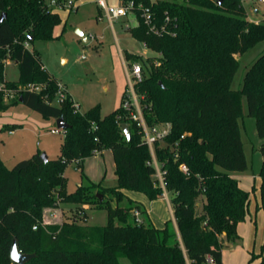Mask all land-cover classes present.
<instances>
[{
  "label": "trees",
  "instance_id": "obj_1",
  "mask_svg": "<svg viewBox=\"0 0 264 264\" xmlns=\"http://www.w3.org/2000/svg\"><path fill=\"white\" fill-rule=\"evenodd\" d=\"M121 1L135 3L138 24L128 27L132 36L158 54L143 61L127 53V60L143 65L144 78L136 91L146 123L172 124L165 139L154 144L165 188L142 127L122 109L125 91L121 105L106 116L100 105L80 113L69 92L61 104L49 102L56 98L58 81L41 68L40 53L26 49L25 42L57 38L60 15L47 8L46 0H0V83L20 90L11 101L0 92V111L23 103L47 119L63 117L70 124L59 159L46 162L36 153L8 168L0 157V264H18L10 256L15 238L23 253H36L25 264H203L207 254L223 264L222 236L238 237L251 202V191L232 176L249 168L240 125L242 99L246 96L249 115L264 140V52L248 68L242 88L232 85L240 67L237 55L264 42V21L250 20L241 0ZM140 5L149 7L153 23L165 30L152 32ZM7 56L18 65L16 82L5 78ZM29 84L46 87L30 91L25 88ZM123 123L129 124V139ZM105 149L113 152L117 186L106 187L85 176L68 193L66 167L76 162L83 168L87 157ZM260 150L264 155V142ZM260 178L258 208L264 210V161ZM126 190L150 200L166 191L180 237L171 221L162 228L144 220L137 223L132 211L145 215V210ZM57 196L65 203L106 209L107 223L42 225L44 210L57 205ZM200 196L205 202L199 211ZM125 200L128 204L123 205ZM258 264H264V257Z\"/></svg>",
  "mask_w": 264,
  "mask_h": 264
},
{
  "label": "rangeland",
  "instance_id": "obj_2",
  "mask_svg": "<svg viewBox=\"0 0 264 264\" xmlns=\"http://www.w3.org/2000/svg\"><path fill=\"white\" fill-rule=\"evenodd\" d=\"M74 1L79 8L69 14L61 12L63 23L54 30L57 38L48 41L35 40L30 43V49L40 53L41 68H47L58 83L68 87L72 99L80 105V113L100 105L102 116H106L121 105L123 93L128 86L126 68L131 63L140 62L127 60V53L140 55L143 61L155 58L158 54L135 39L128 30L127 25L137 24L133 13L111 20L105 9L98 4V0ZM106 1L111 6L121 5V0ZM241 1L250 20L264 21V4L258 0ZM78 29L88 37L87 43L78 34ZM263 52L264 42H261L246 55L242 57L237 55L240 59V67L233 81L234 89L242 88L248 68ZM121 53L125 56V62ZM4 63L5 78L8 81H18L20 72L14 59L7 56ZM2 87L0 92L4 94L5 101L12 100L9 94L13 93L14 98L19 96L18 89L8 87L6 83ZM242 104L244 115L240 119L241 134L249 162V168L245 172L251 185L249 213H253L254 218L258 220L259 241L264 242V217L262 213L257 214L260 200V172L264 161L260 149L264 140L257 133L256 119L249 115L246 96H243ZM8 125L14 126L8 127ZM55 128H58L55 118L47 119L23 103L12 106L5 112L0 111L1 159L8 168L14 167L24 159L32 158L36 153L46 152L49 159H59L65 133L63 129L53 132ZM106 158V154L102 156L97 152L84 160L83 168L76 162L70 163L64 172L68 193L74 192L84 181L85 176H90L94 182H101L106 187H116L118 180L114 164H111L108 158L104 160ZM253 184L255 187L252 186ZM129 191L130 195L139 193ZM200 197L197 199L199 204L196 202L198 210ZM122 204H127V201ZM107 220L106 209H100L93 203H65L57 196V205L44 210L42 225H62L77 221L81 225L99 226L106 224ZM144 221L150 222L147 216H144ZM261 247L264 255V245Z\"/></svg>",
  "mask_w": 264,
  "mask_h": 264
},
{
  "label": "built area",
  "instance_id": "obj_3",
  "mask_svg": "<svg viewBox=\"0 0 264 264\" xmlns=\"http://www.w3.org/2000/svg\"><path fill=\"white\" fill-rule=\"evenodd\" d=\"M258 2L264 4V0H258ZM100 5L102 8L105 9V12L107 16L111 20L119 19L122 16H127L129 13H133L135 16V3L134 1H130L128 4H121L119 6H111L106 3L105 0H99ZM46 5L47 8L50 9L53 12L56 11H67L68 13H71L73 11H76L78 9V4L74 0H46ZM142 7V17L145 20V23L149 25L150 30L155 33H161L162 30H165V26H162L161 28H158L154 23H153V14L152 11L149 7ZM127 27H130V25H127ZM146 46V44L144 43ZM147 47V46H146ZM25 48L33 51L30 49V43L25 42ZM127 71V77H128V86L126 87L125 90V95L124 99L122 102V109L128 113V117L137 122V124L142 127L143 130V138L144 141L149 145L150 150L153 155V164L157 169V175L161 181V185L165 188L164 184V173L162 172L160 165L158 164L155 153H154V144L158 141H163L165 137L171 132L172 129V124L170 122H163V123H157L155 125L149 126L146 123V120L143 115L141 103H140V97L137 94L136 91V84L141 82L144 78V73H143V65L141 62H134L131 63L129 67L126 68ZM2 85L4 83H0V90L3 89ZM59 90L56 95V98L53 101H50V103H56V104H61L64 99L67 96L68 90L66 85L62 83H58ZM45 85H37V84H29L26 89H29L30 91H41L43 88H45ZM19 90V89H18ZM20 91V90H19ZM9 97L11 99L14 98V94H9ZM75 108L77 111L80 109V105L78 103H75ZM93 129H97L96 125H93ZM60 128H55L53 132H59ZM64 130V129H63ZM66 130H64V133ZM186 134H183L181 137L184 138ZM181 169L185 172L188 173V167L185 164L181 165ZM166 192V191H165ZM164 192V193H165ZM134 215V219L137 223H142L143 219L141 218V212L138 209H134L132 211ZM37 226H34V229H36ZM188 263L190 261L188 260ZM203 264H219L215 257H213L211 254H207L206 260Z\"/></svg>",
  "mask_w": 264,
  "mask_h": 264
},
{
  "label": "crops",
  "instance_id": "obj_4",
  "mask_svg": "<svg viewBox=\"0 0 264 264\" xmlns=\"http://www.w3.org/2000/svg\"><path fill=\"white\" fill-rule=\"evenodd\" d=\"M48 1V0H47ZM106 1V0H105ZM107 3V1H106ZM98 4L99 0H98ZM108 4V3H107ZM122 4V1H121ZM101 6V5H100ZM79 8V7H78ZM102 8V6H101ZM101 11V9H100ZM61 12H65L69 14L67 11H56L55 13H58L60 17L62 18L63 23V17ZM136 17V16H135ZM137 19V18H136ZM138 24V21H137ZM136 24V25H137ZM131 26V25H130ZM124 62L125 56L123 53H121ZM65 60V59H64ZM16 63V62H15ZM17 64V63H16ZM46 67V66H45ZM47 69V68H46ZM7 77V76H6ZM68 90V87H67ZM69 92V90H68ZM70 93V92H69ZM102 156H107L108 160H110L111 164H114V168L116 169V164L113 156V152L111 149H105L102 151H99ZM104 159V160H107ZM113 162V163H112ZM88 172V169H87ZM89 174V172H88ZM116 175V174H115ZM232 176L238 179L240 186L248 191H251L249 185V177L246 172H234L232 173ZM91 181H93L90 176H88ZM117 177V175H116ZM94 182V181H93ZM255 182V179H254ZM97 183V182H95ZM253 184L252 186H254ZM255 187V186H254ZM126 195L136 201H139L142 205V207L145 210V215H141V218L144 220V216H147L149 218V221L157 228H162L165 226V223L167 221H171L177 234L180 237L177 221L175 218L174 210L171 204V200L169 197V194L165 192L163 196L150 200L146 195L143 193H136L137 195H130V191H125ZM199 211L203 207V204L205 202V197L201 196ZM127 204H128V200ZM199 204V201L197 202ZM260 204V200L258 202V205ZM257 214L260 213L263 214L264 217V210L258 208ZM257 216V215H256ZM238 237L234 240H228L225 236H222V261L223 264H258L261 260L263 255V249L262 245H264L263 241H259V231H260V224L258 223V220H256V217L254 218L253 213L247 214L244 221L240 222L238 225ZM262 243V244H261ZM253 255H259V257H254Z\"/></svg>",
  "mask_w": 264,
  "mask_h": 264
},
{
  "label": "water",
  "instance_id": "obj_5",
  "mask_svg": "<svg viewBox=\"0 0 264 264\" xmlns=\"http://www.w3.org/2000/svg\"><path fill=\"white\" fill-rule=\"evenodd\" d=\"M221 1L222 0H220L219 3ZM5 17H6V13H3V15L1 17V21ZM77 32H78V34L80 36L83 37V40L87 43L88 42V37L84 36L83 32L80 29H78ZM20 100L22 101V98ZM56 121H57V126L60 129L66 130V129H68L70 127V124L67 123L63 117L57 118ZM121 127H122V130H123L124 135L127 137V139H129L130 138L129 124L128 123H123L121 125ZM41 157L46 162L49 160V157H48V155H47L46 152H43L41 154ZM100 198H102V197L100 196ZM197 214H199V211L197 212ZM10 256H11L12 261H14V262H16L18 264H25V263L29 262L32 258H34L36 256V253H23L18 248L17 239L15 238L13 240V244H12V247H11V254H10Z\"/></svg>",
  "mask_w": 264,
  "mask_h": 264
}]
</instances>
